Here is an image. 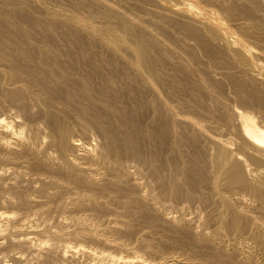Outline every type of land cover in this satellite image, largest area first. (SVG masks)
<instances>
[{"label": "bare ground", "instance_id": "obj_1", "mask_svg": "<svg viewBox=\"0 0 264 264\" xmlns=\"http://www.w3.org/2000/svg\"><path fill=\"white\" fill-rule=\"evenodd\" d=\"M0 264H264V0H0Z\"/></svg>", "mask_w": 264, "mask_h": 264}, {"label": "rangeland", "instance_id": "obj_2", "mask_svg": "<svg viewBox=\"0 0 264 264\" xmlns=\"http://www.w3.org/2000/svg\"><path fill=\"white\" fill-rule=\"evenodd\" d=\"M195 206L197 207V206H198V204H196ZM195 206L193 207L195 210L192 208L194 211H196V210L198 209V208H195ZM192 209H191V210H189V211L193 212V210H192ZM194 213H195V212H194Z\"/></svg>", "mask_w": 264, "mask_h": 264}]
</instances>
